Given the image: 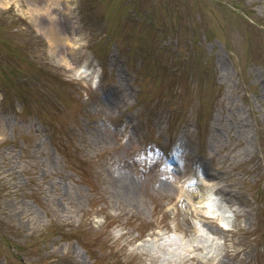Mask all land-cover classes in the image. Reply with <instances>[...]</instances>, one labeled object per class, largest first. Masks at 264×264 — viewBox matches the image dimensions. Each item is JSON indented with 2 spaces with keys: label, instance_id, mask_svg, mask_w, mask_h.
Wrapping results in <instances>:
<instances>
[{
  "label": "rangeland",
  "instance_id": "374dc122",
  "mask_svg": "<svg viewBox=\"0 0 264 264\" xmlns=\"http://www.w3.org/2000/svg\"><path fill=\"white\" fill-rule=\"evenodd\" d=\"M0 264H264V0H0Z\"/></svg>",
  "mask_w": 264,
  "mask_h": 264
},
{
  "label": "bare ground",
  "instance_id": "6f19581e",
  "mask_svg": "<svg viewBox=\"0 0 264 264\" xmlns=\"http://www.w3.org/2000/svg\"><path fill=\"white\" fill-rule=\"evenodd\" d=\"M49 8V7H48ZM55 33L53 31V28L50 26L47 29V33L46 36L49 37V39H54L55 38ZM197 170V169H195ZM209 178V177H208ZM176 181L179 182V177H176ZM196 186V185H195ZM188 187L189 190L193 193V195H195V199L198 200L200 199L198 202L201 203L202 201V197L204 199H206V197H204L205 195V191L201 189L202 192H197V188L198 187ZM183 186H181L180 191H182ZM195 188V189H194ZM122 190L125 191V193L129 196H134L135 195V190H136V183L131 180V179H126V181L123 182L122 184ZM199 190V189H198ZM205 190H212V186H208L205 188ZM215 190V188H214ZM218 190V189H217ZM196 215L199 216L200 218H202L203 220V224L210 232L213 233L214 228L211 226L210 223L215 222L214 221V216L212 214H207L206 212L203 211H197ZM185 225L181 228H179V230H177L176 226H173L172 229H174V237L175 239H168L167 241H165V243L162 244H158L157 243V238H155L156 240V244H155V249L161 251L162 253H164L165 255H170L171 253L175 254V248L179 249V253L182 254L183 256H187L189 255V250H191L192 254L191 256H187L188 258L193 257L194 253H199L198 251L202 250V247L194 242H192L193 237L195 236H199L198 234V230L197 228L194 227L195 222H190V220L185 221L184 223ZM221 228L224 229H229L230 225L226 222V223H220L218 224ZM217 225V226H218ZM188 226L191 227L190 229H188ZM216 228V225H215ZM172 231V232H173ZM188 231L190 238H186L185 236L187 235ZM177 239V241H176ZM172 242L174 244H172ZM191 248V249H190Z\"/></svg>",
  "mask_w": 264,
  "mask_h": 264
}]
</instances>
